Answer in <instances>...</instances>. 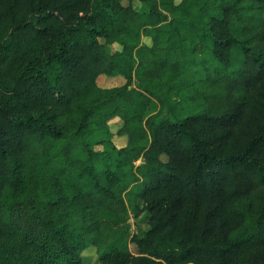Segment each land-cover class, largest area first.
<instances>
[{
	"label": "trees",
	"instance_id": "trees-1",
	"mask_svg": "<svg viewBox=\"0 0 264 264\" xmlns=\"http://www.w3.org/2000/svg\"><path fill=\"white\" fill-rule=\"evenodd\" d=\"M139 1L0 0V264H264V0Z\"/></svg>",
	"mask_w": 264,
	"mask_h": 264
},
{
	"label": "rangeland",
	"instance_id": "rangeland-1",
	"mask_svg": "<svg viewBox=\"0 0 264 264\" xmlns=\"http://www.w3.org/2000/svg\"><path fill=\"white\" fill-rule=\"evenodd\" d=\"M178 3L181 0H176ZM124 4H132L134 7L141 9L142 4L139 0H124ZM144 43H151L148 38H143ZM107 49L111 52H115L121 49V46L118 44L109 45ZM97 85L104 89L114 88L122 86L126 83V79L123 75L116 74L114 76H106L101 75L97 78ZM160 110V104L157 100H153L152 104L149 106L145 116V121L149 116L158 113ZM125 125V122L120 117H115L108 122V128L106 131L100 132L90 138V143L93 148L98 151L103 150H112L113 147H123L128 142V137L126 135H121L119 131ZM164 160H167L166 157H163ZM142 160H138L136 162V166L142 164ZM128 223L130 226L129 233L130 235H134L135 233L145 232L149 229V213L145 212L140 217L136 218L130 216L128 219ZM131 251L136 254L137 247L134 244H130ZM31 256L33 258L37 257V253L33 250H30ZM100 253L93 246H90L83 254V259L85 264H98L99 263Z\"/></svg>",
	"mask_w": 264,
	"mask_h": 264
}]
</instances>
